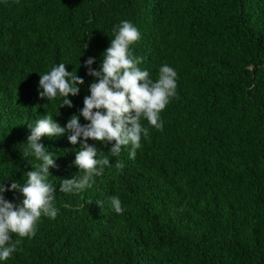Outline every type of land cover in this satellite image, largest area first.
Instances as JSON below:
<instances>
[{
    "label": "trees",
    "instance_id": "16d2710c",
    "mask_svg": "<svg viewBox=\"0 0 264 264\" xmlns=\"http://www.w3.org/2000/svg\"><path fill=\"white\" fill-rule=\"evenodd\" d=\"M124 20L140 32L131 51L150 79L164 64L177 72L162 130L141 118L149 136L135 159L131 145L116 157L89 139L111 166L72 193L59 189L83 175L79 144L67 131L42 137L58 214L42 215L34 237L12 234L21 243L0 264H264V0H0V183L24 184L41 163L23 155L29 124L79 114L95 81L84 62L99 70ZM60 63L84 79L73 107L39 96L40 75Z\"/></svg>",
    "mask_w": 264,
    "mask_h": 264
},
{
    "label": "clouds",
    "instance_id": "9594fccd",
    "mask_svg": "<svg viewBox=\"0 0 264 264\" xmlns=\"http://www.w3.org/2000/svg\"><path fill=\"white\" fill-rule=\"evenodd\" d=\"M113 32L114 38L102 53L99 70L91 67L94 57L84 62L87 74L95 81L89 86L90 94L84 97L79 114L71 115L63 127L47 114L37 119L34 125L29 124L31 132L23 155H34L41 163L27 171L24 184L13 181L10 187H6L0 183V261L8 260L21 243V239L13 241L12 234L20 238L34 237L42 215L55 219L58 214L54 206L56 189L48 182L50 167H56L55 159L40 142L42 137H54L67 131L70 132V143L79 144L80 150L76 152L73 163L83 175L63 179L59 189L72 193L90 188L93 177L101 175L105 166H111L108 156L97 159L98 149L95 144L88 143L89 139L111 143L109 151L116 157L120 155L122 146L131 145L129 158L135 159L142 136H149V129L142 126L141 118L158 130L163 128L160 113L177 95V72L164 64L159 69L158 78L155 81L150 79L149 72L138 66L142 57L134 56L131 51V45L140 39L137 27L124 20ZM83 84L84 79L77 72L69 71L64 63H60L40 75L39 88L42 91L39 96L50 101L59 95L64 98L60 107H73L68 97L78 95L79 85ZM81 116L88 123L82 125ZM115 167L122 169L124 165L117 161ZM9 190L22 194L19 204L5 199L3 193ZM110 203L116 213L124 211L118 196L110 197Z\"/></svg>",
    "mask_w": 264,
    "mask_h": 264
}]
</instances>
